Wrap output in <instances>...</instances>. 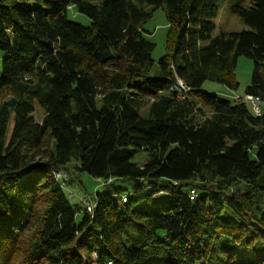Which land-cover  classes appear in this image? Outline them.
Masks as SVG:
<instances>
[{
    "label": "trees",
    "instance_id": "1",
    "mask_svg": "<svg viewBox=\"0 0 264 264\" xmlns=\"http://www.w3.org/2000/svg\"><path fill=\"white\" fill-rule=\"evenodd\" d=\"M217 1L0 0V264H264V107L202 88L236 90L245 56L264 103V0H233L247 30L213 34ZM58 171L103 191L71 203Z\"/></svg>",
    "mask_w": 264,
    "mask_h": 264
},
{
    "label": "rangeland",
    "instance_id": "2",
    "mask_svg": "<svg viewBox=\"0 0 264 264\" xmlns=\"http://www.w3.org/2000/svg\"><path fill=\"white\" fill-rule=\"evenodd\" d=\"M90 3H96L98 0H84ZM233 0H218L217 1V11L215 16L212 18L214 24L213 34L219 31L226 32H239L242 30H247V27L242 24L238 18L233 15L229 6ZM148 10V6L144 7ZM67 18L73 22L80 23L83 26L89 25V19L77 12L74 8H69L67 11ZM167 22L165 15L161 9H156L152 11L151 16L143 24L144 33L150 38L154 43V49L152 51L151 57L154 62L152 69H155L157 60L165 53V43H166V33H167ZM2 54L0 53V67H1ZM253 70V62L250 58L245 56H239L236 61L235 66V77L238 82V88L236 90H229L225 86L212 82L205 81L202 85L203 90L211 93L217 94L221 98L231 100V96L234 94L243 95L244 87L249 83L250 77ZM250 104V103H249ZM259 104V103H258ZM264 103L259 104V108H263ZM41 109L37 104H35V110L32 114L34 119L37 121L41 118ZM146 158L145 152L138 151L135 155L133 161L142 164ZM78 181L68 187V191L73 192L74 196L67 197L71 203H78L80 195H94L95 193L102 192L103 182L99 179L93 178L86 173H79L77 176ZM77 221L80 217L77 216Z\"/></svg>",
    "mask_w": 264,
    "mask_h": 264
},
{
    "label": "built area",
    "instance_id": "3",
    "mask_svg": "<svg viewBox=\"0 0 264 264\" xmlns=\"http://www.w3.org/2000/svg\"><path fill=\"white\" fill-rule=\"evenodd\" d=\"M170 90H174L178 92V96L180 99L184 98V94L188 91V89L184 86L183 82L181 81V79L175 77V80L173 82V84L171 85V87L169 88ZM231 99L234 101H247L250 103L251 105V109L252 111L259 115L260 113V108H259V101L257 97H253L251 95H232ZM54 178L58 181L59 186L62 187L63 189H65V191L67 192V196L68 197H72L74 196L73 192L68 191V187L69 185L67 184L68 181V173L64 172V171H58L55 172L54 174ZM194 196V190H190L189 191V198L192 199ZM83 206L90 211V209L92 208V203H90L88 201V199L86 198H82L81 199Z\"/></svg>",
    "mask_w": 264,
    "mask_h": 264
},
{
    "label": "bare ground",
    "instance_id": "4",
    "mask_svg": "<svg viewBox=\"0 0 264 264\" xmlns=\"http://www.w3.org/2000/svg\"><path fill=\"white\" fill-rule=\"evenodd\" d=\"M234 95H235V94H234ZM239 102H240V101H239ZM259 102H260V101H259ZM260 103H261V102H260ZM260 103H259V104H260ZM190 190H191V189H190ZM195 192H196V191H195Z\"/></svg>",
    "mask_w": 264,
    "mask_h": 264
}]
</instances>
